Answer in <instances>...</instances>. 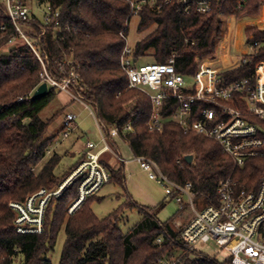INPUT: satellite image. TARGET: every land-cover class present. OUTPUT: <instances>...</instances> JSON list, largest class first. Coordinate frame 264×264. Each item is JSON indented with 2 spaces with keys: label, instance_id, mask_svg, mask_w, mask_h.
<instances>
[{
  "label": "trees",
  "instance_id": "trees-1",
  "mask_svg": "<svg viewBox=\"0 0 264 264\" xmlns=\"http://www.w3.org/2000/svg\"><path fill=\"white\" fill-rule=\"evenodd\" d=\"M59 11L60 36H53L52 28L40 39V20L33 18L34 31L30 38L38 40L36 49L47 70L57 79L67 76L66 59L79 65L83 81L82 96L96 112L107 130L119 129L118 138L128 144L134 157L155 161L162 172L180 185L192 183L203 206L217 203L216 191L223 180L233 177L249 191H259L264 182V159H249L243 168L234 167L232 159L220 145L195 133H185L171 119L176 103L167 100L162 133H151L148 122L152 114L149 97L137 89L128 88V77L120 66L125 47L121 32L128 33L130 9L125 0H42ZM212 9L204 14L193 10L184 12L176 2L164 6L161 12L145 7L140 16L138 32L155 29L133 45V56L153 58L155 63H167L175 56L178 73L192 77L198 61L217 53L218 41L226 33L225 18L238 20L260 15L263 0H211ZM131 21V19H130ZM4 28V29H3ZM245 42L253 47L264 41V26H248ZM15 39L16 46L8 55L0 54V264H53L61 232L66 240L59 264H156L163 257L177 255L181 264H233L210 256L188 253L180 238V230L171 218L162 222L155 208L125 203L105 218H99L92 206L102 198L89 197L72 215L69 207L79 196L82 179L75 180L61 196H52L45 214L42 234L20 235L16 232L17 214L12 202L24 203L41 190L54 192L84 161L65 172L56 174L62 157L54 153L40 170L41 162L51 148L64 136L61 127L50 134L51 124L60 116L59 101L54 103L47 118L42 113L59 96L54 89L36 100L30 95L40 83L41 62L32 48L20 37L13 23L5 16L0 3V51ZM249 64L221 74L222 84L252 76L255 67L264 62V46L248 55ZM21 99H25L21 101ZM256 123L260 121L252 118ZM131 123L132 131H125ZM192 155L191 163L186 156ZM104 155L102 163L111 174L110 183L125 184L124 165L115 169ZM109 183V184H110ZM137 209L141 220L129 231L121 228L123 213ZM161 240V241H159ZM179 263V264H180Z\"/></svg>",
  "mask_w": 264,
  "mask_h": 264
},
{
  "label": "built area",
  "instance_id": "built-area-1",
  "mask_svg": "<svg viewBox=\"0 0 264 264\" xmlns=\"http://www.w3.org/2000/svg\"><path fill=\"white\" fill-rule=\"evenodd\" d=\"M130 9V19L139 17L145 7L161 12L164 6L174 2L184 7V12L204 14L212 9L211 0H125ZM5 16L13 23L20 37L32 48L41 62L43 72L40 83H46L49 89L64 93L71 98L72 104L59 121L65 129L64 138L71 136L77 128L80 105L96 119L101 142H88L84 152V161L60 184L54 192L41 190L24 203L12 202L11 209L17 214L16 232L20 235L42 234L48 203L52 196L59 197L75 180L82 179L79 196L69 207V214L75 213L91 196L111 181L107 166L102 163L105 154L112 156L118 164L127 160L113 149L112 139L118 138L119 129L107 130L97 118L93 108L82 96L83 81L78 73L79 65L67 58L69 67L67 76L61 80L55 78L36 49L37 42L32 40L26 28L32 27L33 18L40 20L41 34L38 39L52 28L53 36H60L64 30L59 18V11H54L51 4L42 0H4ZM42 12L39 18L38 12ZM130 19L127 27L129 28ZM4 29V28H3ZM125 47L120 57V66L128 77V88L137 89L146 94L152 103V114L148 122L151 133H162L165 119L164 105L167 100L176 103L171 119L178 123L185 133H195L217 142L223 153L228 155L236 168H243L252 158L264 159V62L256 65L252 76L231 83L222 84L221 74L227 70H236L249 64L248 55L255 54L264 46L255 42L251 49L240 56L236 65L229 69L217 68L204 59L198 61V70L192 77H186L176 70L175 56L167 63L137 65L133 56V46L129 43L126 31L121 32ZM9 45H15V39ZM35 89V91L38 89ZM34 93L30 95L33 96ZM25 99H21L24 101ZM74 107V108H73ZM252 118L259 120L256 123ZM125 131H132L131 123ZM151 180L156 181L168 196L176 200L182 208L189 203L194 216L180 229V238L188 253L197 256L217 258L212 250L205 253L201 249L211 242L215 246L230 252L233 264H264V182L259 191H249L233 177L223 180L217 188V203L197 209L194 199L197 192L192 183L180 185L165 175L159 165L146 157H134ZM161 241V240H159ZM177 256V257H176ZM163 257L156 264H179L178 255ZM178 262V263H177ZM181 264V263H180Z\"/></svg>",
  "mask_w": 264,
  "mask_h": 264
},
{
  "label": "rangeland",
  "instance_id": "rangeland-1",
  "mask_svg": "<svg viewBox=\"0 0 264 264\" xmlns=\"http://www.w3.org/2000/svg\"><path fill=\"white\" fill-rule=\"evenodd\" d=\"M0 3L4 4V0H0ZM263 8H264V4L261 7V12H260L261 16H262ZM41 15L42 12L41 11L38 12L39 18H42ZM229 18L236 19L235 17H229ZM230 20L231 19H227L228 22H230ZM253 23L262 24L263 22L259 23L257 21H253ZM138 24H139V17H134L130 21L127 34L131 46H133L137 41L144 38L146 35H148L155 29V27H153L147 32L139 33ZM227 27L228 25L226 22V28ZM26 30L30 37L34 29L31 28V26L30 27L28 26ZM239 36L240 34L237 36L238 38L236 37L235 40L237 46H234V49L232 50V56H231L232 58L233 55L237 54L238 52L237 50H242L243 47L244 49H248L249 52H251L252 49L250 48V46L246 44V42H243L244 39H241V37ZM232 37L233 36L231 35V38ZM34 41L38 42V40L35 39ZM15 46H16V41H15V45H7L5 48H3L0 51V54L8 55ZM224 50L226 51L227 49ZM219 53L220 52H218V54ZM230 60L232 61L233 59L230 58ZM151 63H155L152 57L146 59H140L137 62V65H144ZM208 64H211V62L208 61ZM226 67H228L227 69H229L232 67V65ZM57 101H59V106L60 108H62V112L60 116L51 124L49 128L50 134H54L57 130L61 128V126H59V121L61 119V116L67 109L71 107L72 104L71 98L64 93H61L59 94L57 100L53 102L42 113V116L44 118H47V115L51 112L54 103H56ZM75 108L78 111L81 110L79 111L80 113H79V118L77 120V128L72 132L70 137L64 138V136L62 135V137L59 138L58 142H56L53 148H51L49 154L41 162V165L38 167L37 170H40V167H42L46 162H48L51 156L54 153H56L60 157H62V162L60 166L56 169V174L62 176L64 175L65 172L69 171L79 163L80 159L83 157L85 152L83 148H86L88 142H94V143L101 142V133L98 124L96 122V119L90 114V111L86 109L84 110L83 107L80 105L75 106ZM93 112H95L94 109ZM115 141L117 147L113 145V149L118 151L123 156V158L127 160L124 169L125 177H126L125 184L118 185L115 183H110L105 185L98 194V197L102 198V201L95 202L92 206L95 214L101 219L105 218L111 213H113L115 210L119 209L125 203H137L139 206L146 208H155L159 205H164V208H162L161 210H155L157 212L158 220L162 222H166L169 219L174 218L172 223L177 230H180L182 226H185L194 216L192 206L189 203H186L185 207L182 208L181 205L176 200H174L172 197L166 194L165 189L160 184H158L154 180H151L148 174L140 167V165L136 161H134V155L132 154L128 144L119 138H116ZM110 143H112V140ZM107 159H108L107 160L108 163L114 166L115 169H119L124 165V164H118L116 161L112 160L113 158L109 154H107ZM203 202H204L203 199L200 198L194 199V204L197 209H202L204 207ZM141 218H142V214H140L137 209L135 210L127 209L122 216V221L120 223L121 228L125 232H127L130 229H132L141 220ZM65 240H66V234L65 231L63 230L59 236L55 252L52 254L51 257V259L53 260V264H59L60 256ZM201 250L205 253H210L212 250L216 251L218 253L216 259L220 262H224L225 260L229 259L231 256L230 252L223 250L218 246H215L213 242H211L207 247H204ZM178 253L180 252H177V255Z\"/></svg>",
  "mask_w": 264,
  "mask_h": 264
},
{
  "label": "crops",
  "instance_id": "crops-1",
  "mask_svg": "<svg viewBox=\"0 0 264 264\" xmlns=\"http://www.w3.org/2000/svg\"><path fill=\"white\" fill-rule=\"evenodd\" d=\"M264 18V8H263V11H262V16H258V17H255V18H247L245 20H236V19H233V18H227V19H231V20H234L236 25H237V28H236V31L232 32V25H231V22H228L227 19H225V21L227 22V25L228 27L226 28V33L224 35V37L218 41V47H217V54L212 57V58H207L205 59V61L208 63L211 62V65L217 67V68H221V69H227L228 67H226L223 62H221V59H220V54L222 53V51L224 49H227V53H228V56L233 59L232 61L230 60V66H234L237 64V62L239 61L240 59V56L244 53L247 52V49H244L243 47V51L242 50H237V54L236 55H233V58L231 57L232 56V50L234 49V46H237L236 45V37L240 34L239 37H241V39H244L243 42H245L246 38H245V30L248 26H256V27H259V28H262L264 26V21H262L261 23L262 24H256V23H253V21H258V19H262ZM230 20V21H231ZM241 24V26H240ZM231 25V26H230ZM240 30V31H239ZM238 33V34H237ZM231 35L233 36L231 38ZM238 38V37H237ZM242 51V52H241ZM218 52H220L218 54ZM81 111V110H79ZM116 139V138H115ZM115 139H112V145H115L116 146V141ZM83 150H85V148H83ZM124 169H125V165H124ZM126 180V179H125Z\"/></svg>",
  "mask_w": 264,
  "mask_h": 264
},
{
  "label": "water",
  "instance_id": "water-1",
  "mask_svg": "<svg viewBox=\"0 0 264 264\" xmlns=\"http://www.w3.org/2000/svg\"><path fill=\"white\" fill-rule=\"evenodd\" d=\"M48 95H49V88L48 85L44 83L41 86H39L38 89L34 92L32 99L36 100L42 97H46ZM185 159L188 163H191L193 160V156L192 155L186 156Z\"/></svg>",
  "mask_w": 264,
  "mask_h": 264
},
{
  "label": "bare ground",
  "instance_id": "bare-ground-1",
  "mask_svg": "<svg viewBox=\"0 0 264 264\" xmlns=\"http://www.w3.org/2000/svg\"><path fill=\"white\" fill-rule=\"evenodd\" d=\"M262 21H264V18H262V19H258L257 22L261 23ZM230 22H231V25H232V27H231L232 32L236 31L237 25H236L235 21H234V20H231ZM231 25H230V26H231ZM240 26H241V24H240ZM239 31H240V30H239ZM236 32H237V31H236ZM237 34H238V33H237ZM220 59H221V61L223 62V64H224L225 66H229V65H230V57L228 56L227 51H225V50L222 51V53L220 54Z\"/></svg>",
  "mask_w": 264,
  "mask_h": 264
}]
</instances>
